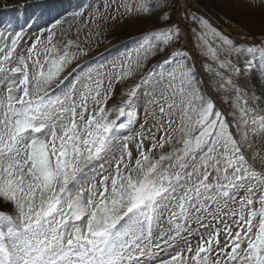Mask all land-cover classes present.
Here are the masks:
<instances>
[{"label": "snow or ice", "instance_id": "obj_1", "mask_svg": "<svg viewBox=\"0 0 264 264\" xmlns=\"http://www.w3.org/2000/svg\"><path fill=\"white\" fill-rule=\"evenodd\" d=\"M122 6L128 13L158 10L160 26L143 33L110 71L88 67L56 95L50 86L76 59L72 40L63 51L52 43L61 20L46 30L42 51L37 37L27 56L15 59L22 34L9 44L0 33V264H264V168L246 155L264 143V43L237 44L207 18L184 17L196 26L193 48L204 58L221 110L183 48L187 33L172 20L171 0H125ZM165 52L119 107H107L116 83ZM141 107L145 117L158 108L169 118L159 139L150 134L148 147L143 132L138 141L121 137L139 120ZM113 112L117 119H109ZM157 123V131L164 128ZM176 132L180 146L165 152ZM258 156L264 163L258 151L251 160ZM217 197L239 204L227 213L238 230L225 223L223 243L216 229L195 249L186 238L188 246L178 248V223L175 236L154 237L165 211L170 221L187 218L190 208L200 210L197 203L204 207Z\"/></svg>", "mask_w": 264, "mask_h": 264}, {"label": "rangeland", "instance_id": "obj_2", "mask_svg": "<svg viewBox=\"0 0 264 264\" xmlns=\"http://www.w3.org/2000/svg\"><path fill=\"white\" fill-rule=\"evenodd\" d=\"M52 1L53 6L60 5L59 7H61L62 11V14H60L62 24L60 25L61 27L57 28L52 43L63 51L68 41L72 40L74 44L69 51L76 53V59L66 67L59 79L50 86L49 91L53 95L67 89L76 78L77 73L87 70L88 67H100L103 65L104 67L101 68V71H110L113 63L120 62L123 54L136 46V42H138L143 33L160 26L157 21L158 10L152 14L128 13L122 6L125 0H64L65 3L61 4L54 0ZM25 2L27 3V0L23 2L22 0H0V33H3V25H5L3 20L8 15L3 14V7H8L10 11L8 13L11 14V18L8 16L10 19L15 15L16 23L17 17H21L23 12L25 16V7L23 6ZM127 2L135 5L136 0H127ZM36 9L37 12L41 11L39 5L34 8V11ZM65 11L66 13L68 12V16L66 17L63 16ZM77 12L81 14L73 15V13ZM170 12L173 22H179L181 28L187 33L186 43L183 44V48L190 52L191 58L195 61L197 71L204 77L205 90L209 91L214 99H217V97L208 88L207 82L209 76L204 72L202 67V63L205 62L204 58L199 56L195 48H193V36L190 30L196 26L192 24L190 19L185 20L184 17L189 12H193L207 18L213 26L218 28L223 34L229 36L237 44L247 45L249 42H255L256 45H261L264 43V0H171ZM12 23L14 22L12 21ZM34 32L28 35V37L23 36L19 41L14 53V59L20 55L27 56L28 48L31 47L37 38V30ZM10 33H7L5 36L8 37L9 44L11 39ZM47 36L48 32L44 36H39L41 43L37 45V48L41 51L47 44ZM0 46H3V41H0ZM166 55L167 53L165 52L149 58L146 62L142 63V66L132 77L116 83L113 96L108 101L107 107H119L122 101L127 99V90L138 83L141 77ZM41 60H43V55H41ZM207 62L211 63L210 60ZM29 65L31 71V61H29ZM253 79L255 82V73H253ZM240 83L243 85V81H240ZM105 87H107V81H105ZM257 94L259 95V91ZM249 105L254 106L251 101H249ZM217 106L221 110L224 108V105L218 99ZM260 107L264 108V104H261ZM149 112L150 114L145 117L143 108L141 107L139 120L131 128L121 130V137L133 136L138 141L140 139L138 134L143 132L146 147L149 146L148 137L150 134H155L157 139H159L164 134V129L167 128L169 118L161 116L158 108L155 109V115L151 114V109ZM177 116L178 114L175 113L171 116V119L174 121L173 128H176V125L179 123ZM109 119H117V113L113 112ZM157 121L164 125V128L160 131H157L159 127ZM141 125H143V128ZM178 139H180V134L178 132L173 133L172 144L166 145L164 151L168 152L173 147H179L180 145L177 143ZM129 148L135 156V141L129 143ZM257 151L260 155L264 156V143L257 142L252 149L247 150L246 155L250 162L254 163L255 167L259 170L264 168V163H261L260 157L258 156L255 161L251 160L253 153ZM158 154V151L154 153V155ZM105 167H108V165L105 164ZM180 194L182 193H178V195ZM243 194L241 192L240 195L242 196ZM203 203L204 207H201L199 203L196 204V207L200 209L199 211L190 208L187 218L178 216L174 221H170L169 212L165 211L154 230V237L159 236L161 233H167L164 239H167L169 235L175 236V224L178 223L183 226L180 236L175 241L178 244V248L188 246L184 243V239H182L186 238L190 246L195 249L201 236L207 238L208 234L214 232L216 229L221 230L220 240L223 243L225 240L223 233L225 223L231 225L233 230H238L237 225L233 223V219H230L227 213L230 210L238 211L239 204L233 203L227 197H217V202L207 200ZM172 210L175 211L176 209L172 207ZM155 242H159L162 248L167 247L162 240H156ZM178 248H167V251L175 252ZM160 255L163 256L164 254L160 253Z\"/></svg>", "mask_w": 264, "mask_h": 264}, {"label": "bare ground", "instance_id": "obj_3", "mask_svg": "<svg viewBox=\"0 0 264 264\" xmlns=\"http://www.w3.org/2000/svg\"><path fill=\"white\" fill-rule=\"evenodd\" d=\"M24 0H22L23 2ZM55 2L58 3H65L64 0H54ZM39 5L40 8H46V11L41 10L40 12L34 11V8ZM60 5H55L53 6V1L51 0H27V3L25 2L24 7H25V16L23 19V23L25 25L26 22H32L31 25V30H29V33L32 34L35 30L42 29L45 24H48L49 21L51 20V15L50 12L54 11L55 13H58L61 9L59 7ZM64 7V5H63ZM8 10V7H3V14H8L7 17L9 16L11 18V14ZM12 21V19H11ZM5 23V22H4ZM3 25V24H1ZM8 27L6 25H3V34L6 35L8 31L12 30L11 28L6 30ZM13 31V30H12ZM35 33V32H34Z\"/></svg>", "mask_w": 264, "mask_h": 264}]
</instances>
